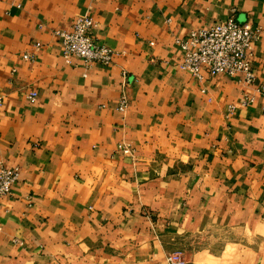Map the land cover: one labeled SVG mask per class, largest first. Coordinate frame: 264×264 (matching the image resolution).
<instances>
[{"label":"crops","instance_id":"obj_1","mask_svg":"<svg viewBox=\"0 0 264 264\" xmlns=\"http://www.w3.org/2000/svg\"><path fill=\"white\" fill-rule=\"evenodd\" d=\"M86 15L110 67L63 58ZM232 17L264 26V0H0V162L21 170L0 264H264V37L253 85L198 80L176 43Z\"/></svg>","mask_w":264,"mask_h":264},{"label":"built area","instance_id":"obj_2","mask_svg":"<svg viewBox=\"0 0 264 264\" xmlns=\"http://www.w3.org/2000/svg\"><path fill=\"white\" fill-rule=\"evenodd\" d=\"M97 29L96 20L86 15L78 18L70 30L55 32L62 45L63 58L68 65H74L76 61L83 62L87 67L94 65L110 67L114 64L119 54L114 49L97 43L95 36ZM263 37L264 26L239 23L234 17L226 22L195 30L188 37L178 38L176 41L183 54L181 68L200 81L204 80L203 72L206 71L211 77L224 75L236 78L243 75L244 79L239 82L253 85L257 80L253 61L254 45ZM36 47L41 48V45L37 44ZM24 59L33 61L34 57L28 54ZM37 98V93L28 96L31 102H35ZM3 100L1 97L0 106ZM252 101V98L247 99L245 104ZM129 104L124 91L119 111L126 112ZM234 110L235 107L232 106L230 114ZM118 152L130 155L132 150L127 146H120ZM20 178L19 168H10L0 162V201L12 196L14 186ZM170 263L184 264L174 257H170Z\"/></svg>","mask_w":264,"mask_h":264},{"label":"rangeland","instance_id":"obj_3","mask_svg":"<svg viewBox=\"0 0 264 264\" xmlns=\"http://www.w3.org/2000/svg\"><path fill=\"white\" fill-rule=\"evenodd\" d=\"M180 253H178L177 254V256L178 257H175L176 258V260H179V261H181V262H183L184 263V260L182 259V257H180V255H179Z\"/></svg>","mask_w":264,"mask_h":264}]
</instances>
